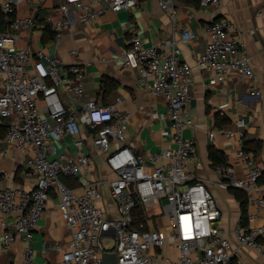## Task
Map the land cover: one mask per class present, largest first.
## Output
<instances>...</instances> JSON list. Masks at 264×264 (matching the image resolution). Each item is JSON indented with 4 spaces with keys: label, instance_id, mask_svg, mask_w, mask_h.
Listing matches in <instances>:
<instances>
[{
    "label": "built area",
    "instance_id": "obj_1",
    "mask_svg": "<svg viewBox=\"0 0 264 264\" xmlns=\"http://www.w3.org/2000/svg\"><path fill=\"white\" fill-rule=\"evenodd\" d=\"M22 1L29 2L0 0V73L4 76L0 117L8 121L7 131L0 138V161L5 155L2 143L26 154V175L32 176L35 184L27 190H0L1 249L9 252L16 242H22L19 264H103L104 251L114 252L117 264H249L240 256L242 246L264 257V187L258 182L261 168L254 154L240 143L236 156L244 168L241 175L227 163L215 167L220 176L218 185L245 194V224L239 222L231 230L235 245L220 228L221 211L205 181L195 178L187 168L196 159L195 140L183 135L193 126L192 66L181 58L179 43L194 34L183 29L177 39L168 36L145 45L141 33L131 27L129 45L116 56L122 66L138 68L140 81H151L152 95L162 98L167 108L165 117L174 146L140 155L126 143L129 115L116 106L125 99L117 96L111 104H98L84 98L86 62L79 58L77 49L70 50L72 63L59 66L58 58L46 54L43 48L16 46L20 31L37 25L33 15L18 14ZM92 1L95 0H61L60 10L65 16L76 12L79 21L92 23L104 10L131 11L140 2L105 0V6L98 9ZM200 2L219 4V0ZM158 3L173 18L177 15L172 0ZM44 24L50 26L54 39L59 41L68 21L49 15ZM195 65L209 73L210 83L222 82L232 73L243 75L250 81V94H260L256 72L237 28L228 18L209 26L205 49ZM62 90L79 104L78 110L65 104ZM235 125L234 131L224 130L225 136L242 137L243 121L238 119ZM84 131L94 154L102 157L113 177L83 180L78 187H69L61 176L79 181L93 170V155L87 149ZM213 136L210 131L209 137ZM63 140L71 151L60 144ZM102 182L108 184L113 211L97 204ZM52 197L57 198L55 210L64 221L68 240L55 242L51 246L54 260L45 262L35 258L34 230ZM155 204L161 207L165 224L159 223L160 215L152 212ZM136 206L142 215L138 222L133 215ZM111 237L112 248L105 249ZM166 246L176 250L175 256L160 251Z\"/></svg>",
    "mask_w": 264,
    "mask_h": 264
},
{
    "label": "crops",
    "instance_id": "obj_2",
    "mask_svg": "<svg viewBox=\"0 0 264 264\" xmlns=\"http://www.w3.org/2000/svg\"><path fill=\"white\" fill-rule=\"evenodd\" d=\"M158 1L140 0L131 11L104 10L92 23L79 21L77 13L73 11L65 16L60 10L61 0H29L28 4L22 1L18 14L33 15L37 25L29 30H21L15 44L30 46L33 50L43 48L46 54L58 58L59 66L72 63L74 56L70 50L77 49L79 58L86 62L84 98L94 99L98 104H111L117 96L123 97L125 101L116 106L120 112L129 115L126 143L136 154L146 155L174 146L170 141L169 120L165 117L166 104L162 98L152 95L149 79L140 81L136 66H122L116 56L129 45L131 27L141 33L145 45L161 42L168 36L177 39L183 29L190 30L194 37L179 43L181 58L192 66L190 108L193 126L185 129L183 135L195 140L194 160L199 161L200 165L192 160L187 168L195 178L205 181L221 211L218 222L220 228L235 245L231 230L240 222L242 204L247 211L245 194L241 190L218 185L220 176L215 167L227 163L235 168L237 175H241L244 168L236 156L240 143L245 141L253 149L260 144L257 153L252 148L249 151L254 154L261 168L258 182L264 187V0H219L218 6L190 0H172L178 9L174 18L160 8ZM91 3L98 9L106 4L105 0ZM49 15L68 21L59 41L54 39V35L43 31L40 20L45 21ZM220 18H228L237 28L249 63L257 75L259 95L250 94V81L243 75L232 73L222 82L210 83L209 73L195 65V60L205 49L209 26ZM3 89L4 76L0 73V93ZM61 96L69 108L79 109V104L72 102L67 91L62 90ZM238 119L244 123L242 137L225 136L224 130L227 128L233 131L237 129L235 121ZM4 122L6 120L0 117V124ZM210 131L214 132L212 139L209 137ZM83 133L87 149L93 155V170L83 174L79 183L83 180H102L104 176L113 177L102 157L94 154L87 132ZM60 144L72 150L65 140ZM1 146L5 147V155L0 161V190L15 187L32 189L35 182L32 176L26 175V154L4 143ZM210 149L219 154L221 161L216 162L210 157ZM101 190L102 196L97 204L113 211L115 206L106 182H102ZM56 203V197L48 200L44 214L34 230L35 258L39 261H53L51 246L55 242L65 243L68 240L64 221L55 210ZM158 222L165 224L167 219L159 218ZM23 246L22 242H16L9 252H4L0 247V264H19ZM160 251L172 256L176 254V250L169 246ZM239 252L241 258L249 264H264V257L249 246L239 247Z\"/></svg>",
    "mask_w": 264,
    "mask_h": 264
},
{
    "label": "trees",
    "instance_id": "obj_3",
    "mask_svg": "<svg viewBox=\"0 0 264 264\" xmlns=\"http://www.w3.org/2000/svg\"><path fill=\"white\" fill-rule=\"evenodd\" d=\"M190 1H193L194 3H196V2H197V3H200V0H190ZM53 18H54V17H53ZM54 19H57V18H54ZM40 23H45L44 19H43V20H40ZM43 31H44V33H46V34L48 33V34H50V35H54L52 29L50 28V26H49L48 24H44V25H43ZM104 82H105V80L103 79V83H104ZM7 128H8V121L6 120V122L0 124V138H2V137L5 135V133H6V131H7ZM243 146H244V147L246 146L245 148L248 149V150H250V149L252 148L251 150H252L254 153H257L258 149L260 148V144L255 145V146H254V149H253V147H248V146H247V142H245V141H243ZM209 154H210V157H211L212 159H214L216 162L221 161V160L219 159V154H217V152H216L215 150L210 149V150H209ZM259 178H260V177H259ZM60 179H61L65 184H67L69 187H78L79 184H80L79 181H78L75 177L61 176ZM245 201H246V200H245ZM241 208H242V214H241L240 224L244 225V224H245V216H246V211H245V206H244V204H242ZM133 215H134V218H135V222H138V221H140V220L142 219V215H141V213H140L139 206H136V207H135Z\"/></svg>",
    "mask_w": 264,
    "mask_h": 264
},
{
    "label": "water",
    "instance_id": "obj_4",
    "mask_svg": "<svg viewBox=\"0 0 264 264\" xmlns=\"http://www.w3.org/2000/svg\"><path fill=\"white\" fill-rule=\"evenodd\" d=\"M103 264H117L116 254L112 251H104Z\"/></svg>",
    "mask_w": 264,
    "mask_h": 264
},
{
    "label": "rangeland",
    "instance_id": "obj_5",
    "mask_svg": "<svg viewBox=\"0 0 264 264\" xmlns=\"http://www.w3.org/2000/svg\"><path fill=\"white\" fill-rule=\"evenodd\" d=\"M152 212L159 214L160 219L165 218V220H166V217L161 214V207L159 205H157V204L153 205L152 206ZM112 245H113V238L111 237V238H109L108 243L105 244V249L112 248ZM33 247H34V245H33Z\"/></svg>",
    "mask_w": 264,
    "mask_h": 264
}]
</instances>
